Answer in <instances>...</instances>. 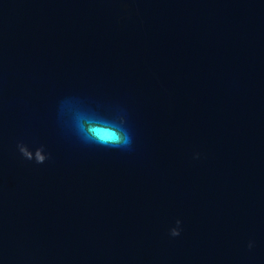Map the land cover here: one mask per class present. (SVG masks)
I'll return each instance as SVG.
<instances>
[{
    "label": "water",
    "instance_id": "obj_1",
    "mask_svg": "<svg viewBox=\"0 0 264 264\" xmlns=\"http://www.w3.org/2000/svg\"><path fill=\"white\" fill-rule=\"evenodd\" d=\"M0 264H264V0H0Z\"/></svg>",
    "mask_w": 264,
    "mask_h": 264
},
{
    "label": "clouds",
    "instance_id": "obj_2",
    "mask_svg": "<svg viewBox=\"0 0 264 264\" xmlns=\"http://www.w3.org/2000/svg\"><path fill=\"white\" fill-rule=\"evenodd\" d=\"M63 110L71 113L72 127L83 143L121 151L132 150L133 137L123 110L118 111L112 119L71 105L63 106ZM17 149L25 160L34 161L36 164H43L49 159L43 145L33 150L21 142L17 144ZM195 158H199V153ZM182 230V221L177 219L175 225L170 227L169 235L178 237ZM253 246L254 242L249 241L248 248L251 249Z\"/></svg>",
    "mask_w": 264,
    "mask_h": 264
}]
</instances>
